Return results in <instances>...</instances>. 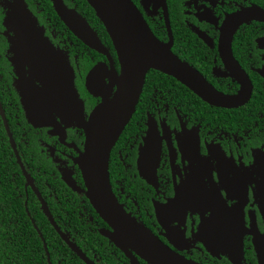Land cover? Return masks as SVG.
I'll return each instance as SVG.
<instances>
[{"label":"flooded vegetation","instance_id":"1","mask_svg":"<svg viewBox=\"0 0 264 264\" xmlns=\"http://www.w3.org/2000/svg\"><path fill=\"white\" fill-rule=\"evenodd\" d=\"M62 1L96 32L107 54L91 49L73 33L59 17L54 0H0V94L9 96L5 105L0 96V141L5 146L0 176L8 179L16 199H23L49 264L48 246L30 203L39 207L60 239L55 246L58 264L68 250L87 263L52 225L43 202L59 231L90 263L148 264L103 234L112 229L86 196L76 160L85 150L87 136L74 112L79 113L77 102L82 103L87 124L104 100L111 101L117 90L114 76L120 75L121 66L105 27L96 24L76 0ZM132 2L153 34L163 43L171 42L172 52L217 91L236 96L251 89L241 105L218 107L175 78L150 70L136 111L111 151L113 193L127 214L189 260L260 264L255 242L264 235V21L251 18L234 26L226 53L221 41L231 18L254 9L264 11V0ZM17 9L36 23L43 49L49 50L47 45L54 49L73 73L77 98L72 92L62 96L74 104L68 122L57 112L49 119L52 125L43 118L44 124L36 126L27 118L12 62L11 39L16 31L10 22ZM97 66L101 72L89 83ZM25 67L27 76L43 89L47 76L36 77L28 64ZM46 70L58 80L51 66ZM8 162L10 169L5 167ZM11 222L17 221L12 217Z\"/></svg>","mask_w":264,"mask_h":264},{"label":"water","instance_id":"2","mask_svg":"<svg viewBox=\"0 0 264 264\" xmlns=\"http://www.w3.org/2000/svg\"><path fill=\"white\" fill-rule=\"evenodd\" d=\"M86 1L105 27L121 66L120 75L115 74L114 76L117 90L111 101L104 100L94 110L87 124L82 118V103L77 102L79 113L74 112L75 120L80 127L85 129L87 136L85 150L76 160L84 179L86 196L97 214L112 229V232L103 234L126 254H128V249L132 250L148 264H201L171 250L148 228L125 212L114 195L110 183L111 151L136 111L146 76L150 70H156L175 78L204 101L218 107L241 105L242 100L250 96L251 87L249 91L244 88L236 96H225L217 91L197 70L172 52L171 42L163 43L153 34L132 0ZM54 5L61 20L84 44L98 53L107 54V49L96 32L79 14L69 10L62 0H54ZM25 13L17 9L12 14L10 24L15 27L16 31V38L11 39L12 50L15 54L12 62L18 74L15 87L21 96L27 118L32 124L42 126L43 118L51 124L49 119H52L53 113L57 112L68 122L67 116L68 113L74 111V104L64 101L62 96L65 92H72L75 99L77 98L73 73L54 49L48 45L49 50L43 49L42 33L36 27L34 20L26 11ZM251 18L264 21V11L254 9L234 16L228 21L221 41L224 53L228 47L230 49L233 27L236 28L243 21ZM26 64L30 66L34 76L39 77L40 73L47 76L48 82L44 84L43 89H40L27 76ZM40 65L46 66L41 67ZM49 66L55 70L58 80L47 74L46 68ZM37 67H41L42 70L36 69ZM100 72L101 68L95 67L88 76V82L90 83ZM0 109H2L1 106ZM259 167L261 168L262 165ZM43 209L52 225L72 250L87 264H93L59 231L44 202ZM255 245L259 263L264 264V235L258 236Z\"/></svg>","mask_w":264,"mask_h":264},{"label":"trees","instance_id":"3","mask_svg":"<svg viewBox=\"0 0 264 264\" xmlns=\"http://www.w3.org/2000/svg\"><path fill=\"white\" fill-rule=\"evenodd\" d=\"M76 2L82 9L86 7L96 24L103 27L95 11L86 0H76ZM107 37L109 38L108 34ZM159 75L175 81L174 78L162 73H159ZM149 76L148 74L146 80L149 79ZM2 83L0 81V91ZM0 96L5 105L4 99H8L7 97L9 96H2V94ZM195 97L197 96L195 95ZM197 99L200 101L198 97ZM1 132H3V127L0 124ZM4 151V143L0 141V164L4 161ZM10 166V162L5 164V167L9 169ZM29 210L45 238L52 264H58L59 257L55 246L56 241L60 239L55 235V230L40 211L39 207L37 205L35 206V203L29 204ZM12 217L17 222H11ZM63 259L60 264H83L79 258L74 255L72 256L69 250L63 254ZM0 264H49L43 242L33 223H31L30 218L25 214L23 199H16V195L10 189L8 179L4 176H0Z\"/></svg>","mask_w":264,"mask_h":264}]
</instances>
